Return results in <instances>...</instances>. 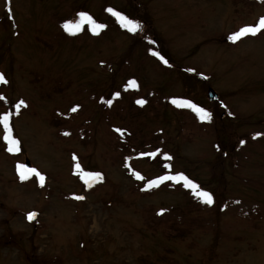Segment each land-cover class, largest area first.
Returning a JSON list of instances; mask_svg holds the SVG:
<instances>
[{"label": "rangeland", "instance_id": "obj_1", "mask_svg": "<svg viewBox=\"0 0 264 264\" xmlns=\"http://www.w3.org/2000/svg\"><path fill=\"white\" fill-rule=\"evenodd\" d=\"M255 1L0 0V116L9 114L20 149L7 151L0 124V264H264V29L227 38L264 17V0ZM108 9L143 19L147 39L131 37ZM76 10L104 27L94 33L85 22L67 36L62 25ZM158 48L167 64L152 55ZM128 77L135 93L127 95ZM208 88L219 103L208 101ZM110 90L120 98L103 111L98 101ZM136 97L144 101L138 111ZM173 100L204 108L211 120ZM106 114H116L109 124ZM108 125L130 144L153 147L122 155ZM154 147L171 157L165 170L197 189L182 181L148 187L163 176L146 157ZM26 160L42 183L21 180ZM179 211L188 216L180 234L162 237L158 227Z\"/></svg>", "mask_w": 264, "mask_h": 264}, {"label": "snow or ice", "instance_id": "obj_2", "mask_svg": "<svg viewBox=\"0 0 264 264\" xmlns=\"http://www.w3.org/2000/svg\"><path fill=\"white\" fill-rule=\"evenodd\" d=\"M108 11L110 13H112V15L115 16L120 21L121 25L123 27L127 28L129 31L135 32L137 30L138 25L135 24L132 20L127 19L125 16L121 15L119 12H114L112 9H108ZM79 16H80V22L79 23L74 24L72 22H65L62 25L64 30L69 32V34L74 35L77 32H79L81 30L82 25L85 22L92 25V31L94 33H97L98 30H100L104 27V25H102V24L95 23L92 20V18L90 16H88L86 13L81 12V13H79ZM262 29H264V17L260 18V20H259L258 24H256V26L242 27L239 29V31H236L235 33L229 35L227 38H228V40L235 43L236 41H239L242 37H244L246 35L251 34V35L255 36L257 33H260ZM152 55L158 56L159 59L161 61H163L165 64L168 63V61L165 60L164 57L161 56L159 53L153 52ZM0 82L7 83L3 74H0ZM130 83L132 85H135V81H131ZM116 95L119 96V93H116ZM0 99H3V97H0ZM109 103H111V102L109 101ZM137 103L143 104L144 101L139 100V101H137ZM172 103L176 104L178 106H185V107L191 108L198 115V117L200 118L201 121L211 120V114L208 111H206L202 107H197L195 104L190 103L189 101L173 100ZM23 104H24V102L20 101V103L15 105V107L17 109H19ZM72 111L75 112L76 108H73ZM0 124L3 125L4 131H5V135H4L3 139L8 143V145H10L8 147L7 151H9L10 153L19 152V150H20L19 149V141L12 138L11 128L9 127V114L5 113L2 116H0ZM241 143L243 144L244 141H241ZM165 159H171V157L165 156ZM77 167H79V165H77ZM17 171L19 173L21 180L27 179L29 177V175H35V176L39 177L41 183L43 182L44 177L41 176L40 173L37 172V170L34 168H25L24 165H18ZM85 175H87L89 177L96 178V179L100 178L99 173H87ZM134 175L137 179H141V180L144 179L140 175V173H138V172H135ZM164 181H176L177 183H180L182 181L183 185L185 187L191 188L193 190L197 189V187H198L196 184H194L191 180H189L183 174H179V175H175V176H173V175L161 176L157 180L149 181L148 187L156 186L159 183H163ZM85 183L87 184V183H89V181L85 180ZM197 195L199 198H201L203 203L208 204V205H211L213 203V198H212V195L210 193L203 191V192H197ZM76 199H83V197H76ZM162 212H163V210H162ZM162 212L160 214H162ZM35 216H36V213H34V212L29 213L28 219L32 220Z\"/></svg>", "mask_w": 264, "mask_h": 264}, {"label": "trees", "instance_id": "obj_3", "mask_svg": "<svg viewBox=\"0 0 264 264\" xmlns=\"http://www.w3.org/2000/svg\"><path fill=\"white\" fill-rule=\"evenodd\" d=\"M245 1L247 3H252L253 4L252 5L253 7H257V5H258V3L256 1H254V0H245ZM79 13H81V12L76 10L73 13L74 17L70 16L67 19L68 21H66V22H72L74 24L75 23H79L80 22ZM125 17L127 18V16H125ZM132 21L135 24L139 25V27H137V30L135 32H131V34H129V35H131V37H134V38H139L140 40H146L147 39V35L145 33H142V30H143L142 28H145L146 27L145 21L143 19H141V18H138V17L134 18ZM63 32L67 36H70L71 35V34H69V32L65 31L64 28H63ZM151 35L154 36V37L156 36V35H153L152 33H151ZM155 40L157 42V40H159V39H156V37H155ZM152 47L155 48V50H156V47L155 46H152ZM150 50H153V49H150ZM158 50H159V48L157 49V53H159V54L162 53V51H160V50L158 51ZM187 75L193 76V75H190L188 73H187ZM133 80H134V78L128 77L127 83H126L125 87L122 90L124 94H127L128 95V94H131L132 92L135 93V90H131L128 87V83L131 85L130 82L133 81ZM195 81H200V80H198L197 77H195ZM206 83L207 82L205 81L204 84H206ZM116 93H118V92H116V90H110V92L107 94V96H106L105 99L104 98H100L99 99L98 102L102 105V110L103 111L109 110V109L113 108V104H114L113 102H114V100H116L120 96V94H119V96H117ZM147 95L145 96V100L147 99L146 98ZM170 99H172V98H168L167 100H164L165 103L168 104L169 101H170ZM139 100H142V98H137L136 97V99L133 102V107L134 108L133 107L131 108L132 110L135 109L134 111H138V109L136 108V106H137L136 102L139 101ZM109 101L111 103H109ZM146 101L149 102V100H146ZM147 105H144V106L139 105L140 106L139 108L142 109L143 107H146ZM124 108H125V106H123V109ZM116 114H112L111 116H109V115L106 114V115H104L103 119H104L105 122H107L109 124V122L113 120V118L116 116ZM118 115H120V114H118ZM184 126L187 129V130H183L184 131V134L189 133V130L190 129L185 124H184ZM109 127L110 126L108 125V128ZM109 130L111 132V137L108 139V137H109L108 136L107 139L111 143L110 145H112L113 148L118 153H120L122 155H132V154H134L136 156H139V155H141V154L144 153V152L143 153L141 152L143 150L142 148L148 149V148L153 147V146H151L152 142H145V141L142 142L139 145L140 147L139 146H135V145L129 143V136H124V135L117 134L113 130H111L110 128H109ZM122 136H124V137H122ZM150 150L151 151L148 150L149 153H148V156H146L147 157V160L148 161H151L154 164L156 162H158L159 163L158 165L161 166V169L163 170V176H165V175H172L167 170H165V169H167V167H168L169 164L166 161L168 159H165V153L164 154L162 153V152H165V151H163V148L162 147H154L153 149H150ZM224 154H225V152H223V155ZM85 174H87V173H85ZM85 176H87V175H85ZM146 193H148L147 190H143L142 191V194H146ZM148 194H150V193H148ZM164 214H167V213H164ZM177 214L178 215H176V216H180L179 217V221H178V219H176L177 217L175 216V219H168L167 224L163 225V227H158V228H160V232H161L162 237H164L166 239H175V237L180 234L179 230L182 227V225L179 224V223H182L180 220L183 219V217L184 218H188V216L185 215V214H183L181 211H179ZM254 215H258V213H255V214L253 213L252 218H253ZM161 216H163V215H161ZM161 216L160 217H156V219L154 221L148 220L149 227L150 228H153L154 225L155 226L161 225L162 223L158 220V219H161ZM187 223H189V221ZM182 234H183V232H181V235Z\"/></svg>", "mask_w": 264, "mask_h": 264}, {"label": "water", "instance_id": "obj_4", "mask_svg": "<svg viewBox=\"0 0 264 264\" xmlns=\"http://www.w3.org/2000/svg\"><path fill=\"white\" fill-rule=\"evenodd\" d=\"M199 77H201V76H199ZM207 97H208V100H210L211 102H216L218 100L217 94L211 88H209L207 91ZM25 165L27 167H29L28 160L25 161ZM80 197H82V196H80ZM34 220H35V217L32 219V221H34Z\"/></svg>", "mask_w": 264, "mask_h": 264}]
</instances>
